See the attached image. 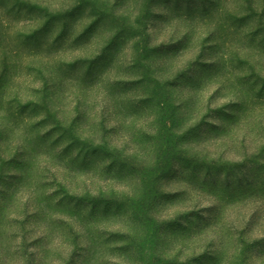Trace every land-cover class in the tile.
Listing matches in <instances>:
<instances>
[{
    "label": "rangeland",
    "instance_id": "rangeland-1",
    "mask_svg": "<svg viewBox=\"0 0 264 264\" xmlns=\"http://www.w3.org/2000/svg\"><path fill=\"white\" fill-rule=\"evenodd\" d=\"M0 264H264V0H0Z\"/></svg>",
    "mask_w": 264,
    "mask_h": 264
}]
</instances>
